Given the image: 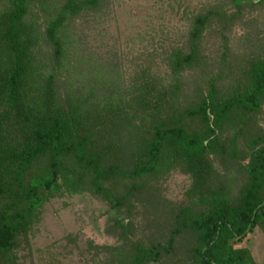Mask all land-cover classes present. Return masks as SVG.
<instances>
[{
  "label": "trees",
  "instance_id": "trees-1",
  "mask_svg": "<svg viewBox=\"0 0 264 264\" xmlns=\"http://www.w3.org/2000/svg\"><path fill=\"white\" fill-rule=\"evenodd\" d=\"M118 1L0 0V264H23L19 252L47 203L82 196L113 211L107 225L118 244L87 247L94 264H257L235 245L264 233V48L228 64L225 45L213 73L201 46L249 3L193 12L185 50L166 57L170 80L141 66L126 88L116 77L91 80L87 93L83 84L63 88L61 76L75 68L73 21L90 18L116 40L119 19L118 33L134 35L155 12H187L184 0H154L150 12L136 6L125 17ZM253 6L264 9V0ZM174 170L189 181L182 202L153 186Z\"/></svg>",
  "mask_w": 264,
  "mask_h": 264
},
{
  "label": "rangeland",
  "instance_id": "rangeland-1",
  "mask_svg": "<svg viewBox=\"0 0 264 264\" xmlns=\"http://www.w3.org/2000/svg\"><path fill=\"white\" fill-rule=\"evenodd\" d=\"M152 1L154 0H121L113 4V9L124 13L126 17L129 9L136 6L146 7L142 10L147 9L146 11L150 12L148 7L153 5ZM244 1H247L249 5L242 9L239 20H235L227 27L215 25L205 33L201 41L203 55L207 64L212 66L213 73L218 71L221 64L219 56L225 45H228L230 50L225 58L228 64H239L252 51L258 53L262 46L264 48V9L253 6V3L258 0H243L242 3ZM230 2L231 0H184L187 8L184 18L177 16L173 18L172 15L154 13L152 10L154 14L150 16V21L144 27H139L137 36L136 34L127 35L124 31L118 33L124 30L123 22L119 19V26L117 24L114 27V29L118 28L116 29L118 37L115 32L116 40L110 34L106 35L109 37L102 38L97 22L90 18L75 20L68 29L73 36L69 61L75 68L61 76V86L65 89H75L83 84V92L87 93L90 88L88 82L91 83V80L100 77L99 79L106 85L105 82L115 81L113 77H116V82L121 81L126 88L130 86L134 78L133 73L138 72L141 66H148L151 74L159 79L170 80L172 76L166 57L172 48L183 47L185 50L191 14L200 10L205 11L212 5L221 3L228 5ZM234 10L236 9L230 8V11ZM221 32L226 38L224 41ZM40 51L41 54H47L49 49L42 47ZM44 59L46 60L45 57ZM42 61L43 57L40 62ZM115 66L117 70L112 71ZM188 75L192 76L191 73L183 76L189 78ZM80 91L78 92L81 93ZM247 161L245 160L244 163ZM215 166L220 170L219 160L216 161ZM188 183L186 176L174 170L164 181L154 183L153 186L156 192L167 200L178 199L182 202L186 198L184 192ZM111 215L113 211L107 205L88 196L66 201L53 200L47 203L43 207L38 223L30 232V253L29 249L19 252V255L23 257L20 261H23V264L53 262L94 264L97 256L93 252L88 253L87 247L92 249L105 244H118L116 232L113 233L107 225ZM134 221L138 233L147 230L148 225L142 215H137ZM235 246L247 248L257 264H264V233L261 230L256 229L248 233ZM39 250L41 253H38Z\"/></svg>",
  "mask_w": 264,
  "mask_h": 264
}]
</instances>
